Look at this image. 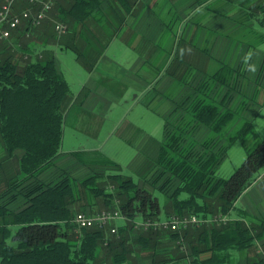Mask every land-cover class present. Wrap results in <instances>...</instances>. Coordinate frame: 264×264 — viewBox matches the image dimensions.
<instances>
[{
  "label": "trees",
  "instance_id": "16d2710c",
  "mask_svg": "<svg viewBox=\"0 0 264 264\" xmlns=\"http://www.w3.org/2000/svg\"><path fill=\"white\" fill-rule=\"evenodd\" d=\"M106 1L108 8L99 14L106 16L110 12L117 18L115 32L125 16L133 13L137 0ZM258 1L255 0L254 13L257 23L264 26V0ZM21 4L23 9L33 6L28 0H21ZM97 6V0H57L53 6L58 18L68 25V31L60 37L54 36L51 45L70 49L78 58H85L88 69L94 62L87 58L84 46L78 44L71 28L78 22L84 23ZM32 29L29 23H24L12 33L14 44L8 41L0 44V145L5 156L16 159L13 175L8 178V186L0 198L19 187L20 192L25 189V203L20 209L9 210L6 203H0V264H178L179 258L187 256L177 248L182 242L190 248V264H228L232 258L230 249L245 252L244 264H264V259L255 251L249 253L254 242L264 238V220L250 226L240 218L226 224H212L209 228L204 224L190 225L181 234L149 227L134 238H129L126 228L136 217L160 220L170 216L166 214L168 211L193 214L197 218L227 213L264 168V138L247 148L245 158L229 176L213 178L211 173L218 162L216 154H210L207 159L200 154L191 160L175 150L179 132H165L156 157H145L135 172L138 180L145 183L149 169L154 164H162L161 172L168 170L179 181L168 195L165 190L169 188L170 177L156 185L159 175L152 173L148 183L153 189H150L123 174L118 162H85L76 152L73 155L90 169L85 176L77 178L61 171L48 180L40 177L60 152L65 113L72 94L50 45H42L41 39L32 44L28 40L18 47L19 38ZM16 49L26 55L23 61L16 56ZM228 71L223 65L208 80L228 85L231 76ZM188 104L187 118L209 124L216 133L223 131L234 117L230 107L220 110L216 102L206 97H197ZM250 128V122L241 123L236 135H231V141L245 135ZM16 150L21 153L15 155ZM107 169L115 172L107 173ZM108 183L113 185L109 189ZM211 195L215 199H210ZM97 203L118 210L127 219L119 226L118 235L110 236L103 227L97 226L75 230L71 223L75 208L88 205L95 211ZM134 245L140 246L142 256L150 258V262L129 261V255L135 252ZM166 245L176 247L175 256L167 251L158 252Z\"/></svg>",
  "mask_w": 264,
  "mask_h": 264
},
{
  "label": "crops",
  "instance_id": "0c3cea01",
  "mask_svg": "<svg viewBox=\"0 0 264 264\" xmlns=\"http://www.w3.org/2000/svg\"><path fill=\"white\" fill-rule=\"evenodd\" d=\"M97 1L98 6L91 16L71 28L72 32L75 31L78 44L84 46L87 58L94 65L88 69L84 64L85 58H78L74 51L68 49L73 56L68 55L66 61L72 63L78 84L73 90L70 87L72 99L65 117L74 106L92 112L98 105L100 114L108 115L122 99L127 102L129 97L132 102L162 103L166 107L162 114L168 113L177 105L175 98L179 90L184 96H190L191 74L199 81L203 78L206 81L223 65L229 68L230 72L226 73L231 78L244 76L253 83L251 90L246 92L250 94L247 103L238 102L233 118L240 124L245 121L251 123L264 111V105L254 98L259 87L264 88V50L256 46L262 35L254 27L258 24L254 13L255 0H137L133 13L125 16L115 32L113 27L119 23L117 18L110 12H107V17L99 14L106 11L108 3L106 0ZM43 44L46 42L42 41ZM47 44L53 49L57 67L66 78L57 58L66 48ZM249 65L256 67L255 73L248 70ZM75 118V121L85 119L84 115L76 117V113ZM128 128L131 132H143L138 126L125 125L120 135L127 141ZM144 138L141 144L145 148L151 137L147 134ZM155 145L157 150L159 144ZM150 147V150L148 147L140 151L141 157L134 167L137 165V168L149 153L154 152L153 146ZM87 150L91 149L79 146L60 151L54 163L44 172L57 175L61 171H71L73 176L76 175L74 172L89 173L87 164L73 155L74 152ZM14 153L19 155L21 151ZM15 164V157L5 156L0 145V193L8 186ZM249 187H253L248 191L249 195L237 200L240 205H235V217H241L240 211L264 217V168ZM13 193L8 192L0 198V203H6L9 210H15L14 198L11 201L12 197L9 198ZM241 257L238 255L240 264H244L246 258Z\"/></svg>",
  "mask_w": 264,
  "mask_h": 264
},
{
  "label": "rangeland",
  "instance_id": "374dc122",
  "mask_svg": "<svg viewBox=\"0 0 264 264\" xmlns=\"http://www.w3.org/2000/svg\"><path fill=\"white\" fill-rule=\"evenodd\" d=\"M55 8L56 7L51 9V11L48 13V17L45 18L40 25L32 27L33 29L31 30V33L28 32V34H25V36L19 38V48L22 47L28 40L31 41L30 44L40 42L41 39L42 41H45L46 44H51V42L54 40V36L56 38L62 36H58L55 32L54 23L57 21L63 22V20L58 18L59 14H57ZM22 9L23 7L21 4V0H17L15 4V11L19 12ZM54 14L57 16H55ZM24 22L25 21L20 23L17 28L13 29L7 38H0V44L1 42L7 41L12 44L13 42L11 40V37L13 31L22 27ZM254 27L257 29V31H260L262 35V38L257 40L256 46H258L259 49L264 50V26L256 24ZM33 34H35V36ZM16 51V56H18L21 61H23V52L20 49H16ZM63 51L64 52L62 54H59L57 57L58 64L60 68L64 70V74L67 78V81L69 82V85L73 90L74 88H77V76H75L74 70L72 69V63L70 64L68 63V61H66L68 55L69 57L70 55L72 57L73 54L68 49H65ZM190 76V80L192 82V90L190 96H184L183 91L179 90V95H176L175 98L177 105L174 107V109L169 110L168 113L162 114L166 110L165 105L162 103L157 104L155 101L148 103L146 101L141 102L140 100L132 102V99L130 97L127 99L128 103L122 99V101L119 102V105L114 107L112 109V112L108 114L110 115V117H108L106 113L100 114L99 107H97L98 105L94 107L92 112L87 110L84 111V109L77 108V106L72 107L73 109H70L71 112H69L68 116L65 117V121L63 124L60 151L65 152L70 149H77L79 148V146H87L91 150L78 151L75 154L85 162L108 160L116 161L118 162L121 172L123 174L130 175L135 181H138L139 184H144L150 189L153 188L152 185H150L148 182L151 181L153 174L159 175L158 180L155 182L156 185H159L158 183H161L163 180H165L166 177H170V182L168 185L169 188L165 190L166 194L168 195L169 192H171V190L176 187L179 183L176 176L171 175L168 170L162 173L161 171L164 170L162 164H154L152 167L151 165H148V167L150 166L151 168L149 169L146 177L147 182H145L146 180H144L145 183H143L141 180H138V176L135 172L137 165H135L134 167V164L141 157L140 151H144L148 147V149L150 150V146H153L152 148H154L156 146L155 143L159 144L161 141H163L165 132L166 134L171 132H179L180 140L175 147V150L177 152L188 156L191 160L198 158L197 156H199L200 154V157L204 156L203 159H207L210 154H216L218 157V162L213 167L211 173L213 175V178L229 176V174H231L245 158L247 148H252L258 139L264 138V111L257 115L254 120H252V126L245 135L236 136L231 141V135H236V130L240 125L239 121L236 118H233V120L223 129V131H221L220 133H216L215 131H213L209 124L201 123L197 120L190 121V119H188L186 116V106L190 105L188 103L197 99V97H206V99L216 102L219 105L218 107L220 110H224L225 108L230 107L234 112L236 105L239 101H242L243 104L247 103V100L249 99L248 95L250 94H247L246 92H249L251 90L250 87L253 86V83L246 79L244 76H241L240 79H237L236 76L233 78H231L232 76H230L229 78L231 79H228L229 86L222 83H216L215 81H211L208 79L206 81H203L205 78L199 81V79L194 77V75L191 74ZM236 80L238 82H236ZM259 89L260 90L257 91V95L254 98L257 102H260L262 105H264V88L259 87ZM163 100H165V98H163ZM75 113L76 117H83L84 115L85 119L82 121V119L80 120L79 118L78 121H75ZM234 113L236 114V112ZM90 114L92 116L89 118ZM125 125L138 126L143 130V132H131V129L128 128L129 130L126 134H128L127 138H129V141H127L124 136L122 138L120 135L122 134L121 129ZM147 134L151 138L149 139V141L147 140L148 145H146V147L144 148V146L141 144V140L145 139L144 137ZM150 141H152V143H150ZM153 150L154 152L149 153L150 155H147L146 157L154 159L156 157L157 150L155 148ZM262 170L263 168L260 170V172H262ZM106 172H115V170L107 169ZM69 173L73 176V173L71 171H69ZM74 173L76 174L74 177L77 178L86 175L82 173ZM55 176L56 175L52 174L50 171L47 173H42V178L46 180L54 178ZM145 176L146 174L144 175V177ZM107 185L108 189L113 186L111 185V183H108ZM253 187H249L250 189L246 188L239 195L240 197L236 199L232 208L227 213H214L206 217H198L197 222L189 223L186 227L190 225L199 226L200 224H204L206 227L209 228L212 224H226L229 222V220L237 218L235 217L236 214L234 212L235 205H240V202L237 200H239V198H241L242 196H248L250 193L248 191L253 189ZM19 188L14 190L15 194H13L14 196H12V198L11 196H9V198L11 199L14 198L13 209L15 210L20 209L25 203V197L23 196V191L25 189L23 191L21 190L22 192H20ZM159 196L162 200V196ZM209 198L215 199V196L211 195ZM94 209L95 211H93L88 205H86L82 209L75 208L74 215L71 218V223L75 225V230H79L83 227H90L79 226L77 224L75 216L78 212H83L88 216H95L98 212L103 210H108L111 212L116 210L100 206L98 203L94 207ZM172 212L173 211H168L166 214H170V216L178 215L172 214ZM239 213L241 214V217L238 218L242 219L243 222L248 226H250L251 224H257L261 220H264V217L261 214L253 216L250 213L246 214L244 211H240ZM184 215L188 216L189 214ZM166 218L160 220H165ZM145 220L136 217L131 222V224L127 223L126 228L128 229L129 238H134L139 233V231H144L147 229L135 227V224L137 222L143 223L145 222ZM126 221L127 219L122 216L108 218L104 222V224H102L101 227H103L110 236L118 235L119 226L126 223ZM92 226L100 227L97 224ZM186 227H179L178 229H159L180 231L181 234L183 232L182 230ZM113 228L115 229L114 231L112 230ZM175 248L176 247L174 245H166L162 248H159L158 252L167 251L170 255L175 256ZM177 248L180 253L187 254V258H179L177 260L178 264H190L188 258L191 259L192 255L190 254L191 251L187 243H179ZM139 249V245H134L135 252L133 253L135 254L132 253L129 255V261H131L132 263L150 262V258L142 256L143 253H141ZM254 251L260 258L264 259V239L256 240L254 242L253 247L249 249V253L253 254ZM230 253L232 255V258L230 259V263L228 264H240L241 261L238 259V255H241L243 258H246L245 252L238 251L236 249H230Z\"/></svg>",
  "mask_w": 264,
  "mask_h": 264
},
{
  "label": "built area",
  "instance_id": "2783aa9c",
  "mask_svg": "<svg viewBox=\"0 0 264 264\" xmlns=\"http://www.w3.org/2000/svg\"><path fill=\"white\" fill-rule=\"evenodd\" d=\"M17 0H3L0 3V38H7L11 31L17 28L20 23H29L31 27L38 26L48 17L57 0H28L33 6L24 8L19 12L15 11V4ZM55 32L58 36L67 32L68 27L66 23L57 21L54 23ZM26 57V55H24ZM118 210L113 212L103 210L98 212L95 216H88L83 212H78L75 220L79 226H102L108 218L121 217ZM197 217L194 215H172L165 220H145L143 223L137 222L136 228L146 229L153 228H170L178 229L179 227H186L187 224L197 222ZM115 230L114 228L112 229Z\"/></svg>",
  "mask_w": 264,
  "mask_h": 264
},
{
  "label": "clouds",
  "instance_id": "9594fccd",
  "mask_svg": "<svg viewBox=\"0 0 264 264\" xmlns=\"http://www.w3.org/2000/svg\"><path fill=\"white\" fill-rule=\"evenodd\" d=\"M248 70H250L251 72L255 73L256 67L253 66V65H249Z\"/></svg>",
  "mask_w": 264,
  "mask_h": 264
},
{
  "label": "bare ground",
  "instance_id": "6f19581e",
  "mask_svg": "<svg viewBox=\"0 0 264 264\" xmlns=\"http://www.w3.org/2000/svg\"><path fill=\"white\" fill-rule=\"evenodd\" d=\"M17 30V29H16Z\"/></svg>",
  "mask_w": 264,
  "mask_h": 264
}]
</instances>
